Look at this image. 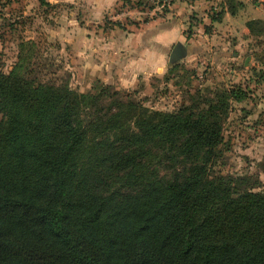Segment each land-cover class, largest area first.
Instances as JSON below:
<instances>
[{
  "label": "trees",
  "instance_id": "1",
  "mask_svg": "<svg viewBox=\"0 0 264 264\" xmlns=\"http://www.w3.org/2000/svg\"><path fill=\"white\" fill-rule=\"evenodd\" d=\"M247 27L264 35L260 20ZM257 72L264 80V64ZM27 76L0 71V264H264V192L211 170L228 101L245 87L170 113L129 102L106 121L86 116L108 88ZM108 132L114 141L91 137ZM156 139L165 177L137 149Z\"/></svg>",
  "mask_w": 264,
  "mask_h": 264
},
{
  "label": "rangeland",
  "instance_id": "2",
  "mask_svg": "<svg viewBox=\"0 0 264 264\" xmlns=\"http://www.w3.org/2000/svg\"><path fill=\"white\" fill-rule=\"evenodd\" d=\"M41 1L0 0V71L8 72L19 65V71L37 83L56 87L67 85L81 94L94 95L108 88L102 98L103 106L100 105L103 110L100 111L97 106L99 113L89 109L86 116L106 121L112 113L129 102L168 113L183 106H192L196 102H200V107H203L206 101H214L233 85L240 84L246 88L247 97L239 103L228 101V110L222 116L223 141L217 148V158L211 163V170L216 175H246L249 183L254 185V190L264 192V80L256 76L257 70L264 64V35L254 34L249 38L240 36L241 44L236 46L240 47L238 53L241 55L235 62L230 57L220 60L223 55H219L218 50L208 53L209 57L200 62L193 59L192 64L199 67H186L185 62L181 61L168 66L166 62L162 64L165 67L157 72L142 73L141 70H135L133 76L132 71L127 70L133 57L125 58L129 52L125 49L126 42L124 47L121 43L123 52L119 53L121 56L116 58V62L126 65H118L122 68L117 73L123 78L118 85H114L95 78L91 67L94 61L89 63L93 57L90 47L87 46L90 52L88 56L78 64L79 57L75 54L77 48L74 46L79 41L77 33L81 27L89 38L98 33L104 35L111 30L129 37L150 21V16L145 14L148 9L147 0H119L114 10L105 13L99 21H92L81 7L48 5L44 0ZM194 1L199 0L184 2ZM115 14L120 16L116 17ZM241 20L237 19L236 22ZM193 22L199 30L209 31L207 24L199 18H194ZM227 53L230 55L232 50ZM214 59H217L215 63L221 65H238L233 69L242 77L240 82L232 83L236 79L229 78L227 70L216 68L212 71L210 62ZM228 66L226 69H229ZM91 137L95 144L107 142V139L114 141L111 132ZM158 140L147 146H137V149L144 147L151 153L149 159H142V165L157 174L154 176L165 177L167 170L157 158L160 154L159 145L163 148ZM156 162L159 164L155 165ZM97 171L104 180L106 176L112 175ZM107 182L113 188H119V184L112 178ZM95 184L98 190L105 188L101 179Z\"/></svg>",
  "mask_w": 264,
  "mask_h": 264
},
{
  "label": "crops",
  "instance_id": "3",
  "mask_svg": "<svg viewBox=\"0 0 264 264\" xmlns=\"http://www.w3.org/2000/svg\"><path fill=\"white\" fill-rule=\"evenodd\" d=\"M118 1L44 0L48 5L81 7L83 8L82 11L84 10L92 21L101 20L105 13L114 10ZM38 6H40V2ZM209 7L203 1L176 3L164 16L148 21L143 29L137 30L135 34H131L129 37L111 30L104 35L98 33V35L94 34L89 38L79 25L80 28L77 33L79 41L74 45L77 48L75 54L79 57L78 64L82 63L88 56L87 53L90 52L87 46L90 47L93 57L89 63H92V60L94 61L91 67H93L95 78L109 84L118 85L119 80L123 78L122 75L117 73L122 68L118 65L125 66L126 64L116 62V58L121 56L119 53L123 52L122 48L125 42L127 46L125 49L129 52L125 58L131 55L133 57L132 63L127 67V70L132 71V76L135 74V70H141L142 73L148 71L154 73L160 68H164L165 65L162 64L167 62L168 54L177 42L182 43L187 48L188 55L182 59L184 61L180 60L185 62L186 67H199L196 63V65L192 64L193 59L196 58V62H200L209 57L208 53L218 52V50L219 55H223V57L220 56V60L230 57L235 62L241 55V53H238L240 47L236 46L241 44L240 36L245 38L253 36L249 32L247 23L256 20L264 22V0H226L225 3L220 5L218 14L213 18L206 16ZM205 10L207 11L205 12ZM194 12L197 13L193 14ZM194 18H199L201 22L207 24L209 31H201L194 26ZM237 19L242 20L236 22ZM201 22L200 24H202ZM100 36L104 40L99 39ZM121 43L123 47H120ZM63 44L66 46L64 42ZM228 50H232L230 55L227 53ZM216 60L210 62L212 71H215L216 68L217 70H227L229 78L236 79L232 83L240 82L242 77L233 69L238 65H221L219 62L215 63ZM89 63L87 65H90ZM227 66L229 69H226ZM125 82H129V80Z\"/></svg>",
  "mask_w": 264,
  "mask_h": 264
},
{
  "label": "built area",
  "instance_id": "4",
  "mask_svg": "<svg viewBox=\"0 0 264 264\" xmlns=\"http://www.w3.org/2000/svg\"><path fill=\"white\" fill-rule=\"evenodd\" d=\"M184 1L186 0H147L148 9L145 12V14H148L150 16V20L160 18L164 16L166 12H168L173 7V5ZM199 1H203L208 6H210L206 13V16L209 18L215 17L220 10L219 9L220 5L226 2V0H199ZM115 15L116 17L120 16L119 14H115Z\"/></svg>",
  "mask_w": 264,
  "mask_h": 264
},
{
  "label": "water",
  "instance_id": "5",
  "mask_svg": "<svg viewBox=\"0 0 264 264\" xmlns=\"http://www.w3.org/2000/svg\"><path fill=\"white\" fill-rule=\"evenodd\" d=\"M188 55L187 48L180 42L175 43L169 54L167 65L172 66L178 63L180 60L184 59Z\"/></svg>",
  "mask_w": 264,
  "mask_h": 264
}]
</instances>
